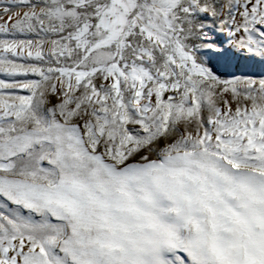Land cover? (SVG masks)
Masks as SVG:
<instances>
[{
  "label": "snow or ice",
  "instance_id": "obj_1",
  "mask_svg": "<svg viewBox=\"0 0 264 264\" xmlns=\"http://www.w3.org/2000/svg\"><path fill=\"white\" fill-rule=\"evenodd\" d=\"M0 264H264V0H0Z\"/></svg>",
  "mask_w": 264,
  "mask_h": 264
}]
</instances>
